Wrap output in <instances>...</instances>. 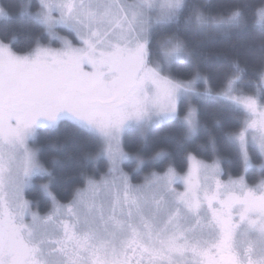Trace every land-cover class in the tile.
<instances>
[{
    "label": "snow or ice",
    "instance_id": "6c2138e0",
    "mask_svg": "<svg viewBox=\"0 0 264 264\" xmlns=\"http://www.w3.org/2000/svg\"><path fill=\"white\" fill-rule=\"evenodd\" d=\"M0 23V264H264V180L218 179L222 163L257 167L250 145L264 175V0H0ZM211 34L237 42L211 52L191 39ZM250 77L259 96L245 93ZM64 121L98 149L73 160L84 187L67 203L41 150L27 147ZM129 134L135 155L124 151ZM101 159L108 175L86 176ZM125 161L167 167L133 185ZM33 178L48 181L37 186L51 205L43 214L24 197Z\"/></svg>",
    "mask_w": 264,
    "mask_h": 264
},
{
    "label": "trees",
    "instance_id": "16d2710c",
    "mask_svg": "<svg viewBox=\"0 0 264 264\" xmlns=\"http://www.w3.org/2000/svg\"><path fill=\"white\" fill-rule=\"evenodd\" d=\"M189 3H200V4H215L216 0H188ZM250 2L259 6V0H250ZM35 9H33L34 11ZM18 10H14L13 15ZM4 25L0 23V27ZM15 26V25H13ZM64 32L71 34L74 39H76L74 33L62 29ZM194 43L202 44L206 50L211 52H223L226 51L230 44L236 43L237 38L231 37L226 38L223 34H211L207 36H199L191 38ZM41 43H53L55 46L59 45V42L55 39H42ZM251 87L245 88V93L250 95H260V82L256 80L255 77H250ZM200 91H203V88H200ZM192 104L196 106L197 109L201 111L205 110V106L193 100ZM208 116L202 117V123L208 124L209 127L212 125V114L217 113V107L211 101L207 103ZM183 115V113H181ZM223 116L227 117L228 113H223ZM238 119H244V116H238ZM231 130H237L233 127ZM136 137L134 134L126 135L124 139V150L130 155H135L139 151V145L136 147L130 146L134 143ZM199 144H205L206 139L201 138L197 141ZM31 144L36 148L40 149L39 159L42 164L50 171H56L57 173V185L52 189L54 195H56L57 199L61 203H67L68 200L71 199V196L67 195V193L73 188H81L84 187V184L80 183V170L75 167L73 160H80L85 154L95 155L98 149L94 144L89 143L83 138L79 137L75 130L71 127V125L64 121L61 122V125L56 130L49 129H39L38 130V138L35 142L31 141ZM55 145L57 150H53L50 146ZM148 155H151L149 153ZM249 155L252 157L253 163H260V159L257 158V151L253 146H249ZM221 156L228 157L229 159H235L234 152H223ZM55 158L59 161L56 165L55 169H53L50 161ZM72 158V159H69ZM198 158L211 163L213 157L209 154H199ZM167 167V163L163 166L152 165L149 167H144L142 171H136V164L132 161H125L123 163V172L128 175L130 178V182L133 185L143 184L145 181V177L148 176L152 172H163ZM221 167L227 173L225 177H237L243 175L241 169L237 167L229 166L226 163H222ZM86 176L91 177L93 179L101 180L103 177L108 175V163L106 160L101 159L97 161L95 164L86 166ZM176 171L179 175H184L187 172V165H179L176 167ZM256 171L250 170L247 172V178L250 180H254L256 177ZM48 183L46 179L33 178L31 186H29L25 195L30 201H39L40 207L34 208L39 211L41 214L48 211L51 207L50 203L46 202L44 198L41 197L39 191L37 190V186L40 184ZM180 188H182L180 186Z\"/></svg>",
    "mask_w": 264,
    "mask_h": 264
},
{
    "label": "rangeland",
    "instance_id": "374dc122",
    "mask_svg": "<svg viewBox=\"0 0 264 264\" xmlns=\"http://www.w3.org/2000/svg\"><path fill=\"white\" fill-rule=\"evenodd\" d=\"M36 10V9H35ZM34 10V11H35ZM63 28H57L56 29V34H57V36L58 37H62V38H66L67 40H69V41H71V43L73 44V46H80V44H79V41H78V39L76 38V39H74L73 38V36L71 35V34H68V33H66V32H64L63 30H62ZM69 31V30H68ZM75 35V34H74ZM55 40H57L58 42H59V45H57V46H55L53 43H42V44H44L45 46H50V47H52V48H55V49H60V48H62L63 47V45H62V43H61V41L59 40V39H55ZM200 90V89H199ZM248 95H250V94H248ZM193 106H195L194 104H193ZM196 107V106H195ZM27 147L28 148H30V149H36L32 144H31V141H29L28 142V144H27ZM125 151V150H124ZM126 152V151H125ZM121 167H122V169H123V164L121 165ZM185 175V174H184ZM184 175H180V176H184ZM106 177V176H105ZM105 177H103V178H105ZM102 178V179H103ZM97 181H99V180H97ZM145 182V181H144ZM180 186L182 187V188H180ZM173 187H175L176 188V190L178 191V192H183L185 189H184V185L183 184H180V183H178V184H175V185H173ZM27 189V188H26ZM26 189H25V191H26ZM25 191H24V197H25V199H27V200H29L27 197H26V195H25ZM30 201V200H29ZM32 211H37L36 209H32Z\"/></svg>",
    "mask_w": 264,
    "mask_h": 264
},
{
    "label": "flooded vegetation",
    "instance_id": "af4514ba",
    "mask_svg": "<svg viewBox=\"0 0 264 264\" xmlns=\"http://www.w3.org/2000/svg\"><path fill=\"white\" fill-rule=\"evenodd\" d=\"M261 163V162H260ZM260 163H254L257 167L256 168H250L247 172H249L250 170H255L256 171V177H255V179L254 180H250V179H248L247 178V172H245L244 174H243V176H244V178H245V181L248 183V185L249 186H255V185H257V184H259L260 183V181L261 180H264V175H262L261 173H260V171H259V165H260ZM237 177H239V176H237ZM237 177H231V178H233V179H235V178H237ZM230 177H225V175H222V176H219L218 177V179H220L221 181H223V182H227L228 181V179H229Z\"/></svg>",
    "mask_w": 264,
    "mask_h": 264
}]
</instances>
